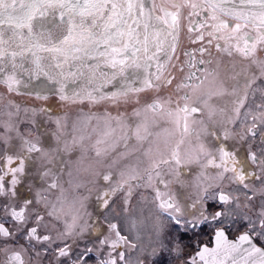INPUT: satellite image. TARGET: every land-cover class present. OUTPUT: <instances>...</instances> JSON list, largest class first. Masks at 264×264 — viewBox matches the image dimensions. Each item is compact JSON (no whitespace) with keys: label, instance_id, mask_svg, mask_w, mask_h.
<instances>
[{"label":"snow or ice","instance_id":"6c2138e0","mask_svg":"<svg viewBox=\"0 0 264 264\" xmlns=\"http://www.w3.org/2000/svg\"><path fill=\"white\" fill-rule=\"evenodd\" d=\"M217 57L229 59L230 75L220 76L212 66ZM186 68L187 74L177 83L174 73L184 74ZM209 77L215 89L199 104L187 92L176 99L162 95L169 88L176 92L188 88L186 80H199L195 90ZM261 81L264 0H0V116L7 109V120L0 119V141L5 146V155L0 156V199L8 201L2 206L0 240L21 234L32 247L36 264H42V254L55 264H89L92 256V264H132L131 253L145 251L144 235L134 218L137 190L145 187L153 192L158 220L163 217L154 231L157 246L165 247L162 224L170 222L184 230L182 239L195 244V253L183 264H264ZM148 93L153 95L142 99ZM14 95L43 103L20 101ZM225 97L229 103L219 106L217 101ZM70 102L115 107L116 115L105 113L107 134L119 129L125 149L139 144L149 160L143 175L120 172L117 179L111 165L96 173L84 185L86 192L80 198L84 212L78 222L54 214L47 195L37 191L34 200H28L18 191L27 160L33 154L48 155L41 142L43 133L31 135L41 118L54 124L55 131L49 134L55 137L58 152H71L73 144L82 143L83 137L66 140L62 118L54 115L55 105ZM129 105L130 113L119 110ZM164 118L180 138L157 159L151 145L162 130L167 131L160 123ZM193 124L201 128L192 148L184 150L185 137L195 131ZM22 125L28 135L21 131ZM201 133L211 135L214 142L202 140ZM11 135L19 141L18 150H13ZM94 147L99 156L102 149ZM188 165L199 171L185 205L159 185L167 189L180 176L181 167ZM57 179L47 190L59 188ZM117 201L119 214L113 207ZM93 202L99 209L89 211ZM5 220L16 230L10 231ZM121 222L131 239L122 234ZM230 231L238 233L235 239L229 238ZM209 235L211 247L193 239ZM91 239L97 241L94 246L79 247L80 241ZM0 251L7 252L5 264H28L23 245ZM156 251L152 249L153 254ZM174 252L182 255L179 243ZM136 264L144 261L138 259Z\"/></svg>","mask_w":264,"mask_h":264},{"label":"flooded vegetation","instance_id":"af4514ba","mask_svg":"<svg viewBox=\"0 0 264 264\" xmlns=\"http://www.w3.org/2000/svg\"><path fill=\"white\" fill-rule=\"evenodd\" d=\"M184 43H187L185 40ZM196 58L199 59V54H196ZM204 59H208V57L205 55ZM219 60L218 65L215 63V60ZM230 65V61L227 57L224 58H214V64L213 67L217 68V72L220 76L230 75L231 72L227 66ZM198 67H202L199 66ZM238 70V69H237ZM192 71H196V69H193ZM188 69H185V73L181 74L179 72L174 73L176 76V82L179 83L180 80L184 79V75L187 74ZM197 75L199 76L200 73L197 72ZM185 83L189 84V87L186 89H182L180 92H176L173 89V93L175 96H182L185 94V92L191 94L193 96V89L197 84H199V80H186ZM260 83H264V81H261ZM215 81L212 77H209L203 85L200 86V89L204 90L205 92H209L211 90L215 89ZM206 98L205 95H200L199 98L193 99V102L195 104H199L200 100ZM258 101V97H257ZM219 106H224L229 103L228 98H223L217 101ZM181 104H183V101H181ZM81 109L77 110H70V112L79 111ZM7 109H4V115L0 116V119L7 120ZM54 115L60 116L62 118L63 123V135L64 138L68 141H71L72 137L80 138L83 137L82 143L73 144L71 152H58L56 150V140L53 135H50V132L55 131L54 124H51L46 126L45 122L42 118L40 123L37 125V129L31 132L32 136H36L37 131H40L43 133L42 136V145L44 149L48 152V155L46 157L38 156L33 154L31 158L27 160L26 165V171L27 174L23 178V182L21 185L18 186V191L21 193L22 197H26L28 200H34L36 192H33L32 189L29 188V192L25 190L24 183L28 180L34 181V183H40L43 182L42 186L44 187L41 194L45 195V193L48 195V204L52 207V210L54 213L57 212L58 209H61L64 207V205H61L62 200L68 201L69 197L68 194H61L60 189L59 192L49 191L47 190L46 186L52 182V180L57 179V182L64 181L68 182L69 180H92L91 176L95 175L96 173H103L108 170V166L111 165V171L116 174L117 179H119V173H129L135 171L136 173H140L143 175L144 169L148 167L149 160L147 157H143L139 160H136V155L143 150H140V145H132L128 149H125L122 142H119V137L122 134L119 129H117L114 133H111L110 135L107 134L109 132V129L105 123V115H99L97 113L89 114L83 112H78L74 114H70L65 111H54ZM197 115V114H194ZM205 121H207V117H204ZM85 123V124H84ZM26 126H21V131L28 135V131L25 128ZM39 127L42 128V130L38 129ZM45 128H47V131H45ZM107 127V128H106ZM192 128L195 130L191 134V136H194L195 139L193 141H190L185 139L184 144L182 145V149L184 150H190L192 146L196 142V131H199L201 128V125L199 124H193ZM2 131V129H0ZM47 133V134H46ZM207 138H212L211 135L201 133L202 140L206 142H214L211 140H207ZM190 137V136H188ZM187 137V138H188ZM11 142L15 143L13 146V150L19 149V141L16 139L15 135L9 137ZM101 141L99 145H96L97 141ZM98 146L102 149L103 152L98 156L95 151V147ZM163 144L161 140H155V142L151 145L153 150V156L155 158H160V155L162 154L163 150ZM4 144L2 141H0V156H4ZM165 147V146H164ZM134 149H138L137 151H134ZM124 153V155H121ZM143 162V163H142ZM63 168V171H62ZM198 166L196 165H188L181 167L180 169V176L176 179H173V182H177L178 185H173L171 187L168 186L167 189L164 188L163 185H159L162 191H168L169 195H174L176 199L181 202L182 204H187L192 197L193 194V181L195 179V176L198 174ZM47 172V175L44 173ZM88 174V178L85 179V174ZM214 175V173H211ZM207 183H211V181H208ZM68 184L66 185V187ZM259 186V185H258ZM32 191V193H31ZM143 191V194L148 195L152 194L153 192L149 188L141 187L137 190V192ZM78 194H76L77 196ZM80 197V195H79ZM76 198V197H75ZM73 197V199H75ZM25 199V198H24ZM8 203L7 199H0V218L4 217V211H3V205H6ZM119 203V201H117ZM256 203H259V200L256 201ZM118 206V207H117ZM90 207H93L94 209H89V211H94L99 209V205L96 206L95 202H93ZM155 207V206H154ZM114 208H116V213L119 214V205H115ZM143 208V209H138ZM156 208V207H155ZM150 207V206H143V207H136L134 212V218L137 221V228L142 230L144 235V240L142 241L145 251L143 253H140L139 251H133L131 253V260L132 264H136V261L143 260L144 264H183L184 260L189 259L196 251L195 244L192 240L188 239L187 237L181 238V233L184 231L183 229L177 228L173 223L168 224H162L163 231L161 233V239L164 242L165 247L159 248L156 243V237L154 235L155 228L158 224H160L162 221H158V224L152 220V217H158L159 210L156 208ZM67 219V217H65ZM6 224V227L9 228L10 231L16 230V225L8 220L4 221ZM113 222H117L113 220ZM29 226H32L29 224ZM121 227L123 228L122 234L123 235H129V238L132 237L127 231V228L124 227V225L121 222ZM130 227V225H129ZM164 230L173 238L176 239V241H172L173 243H179L183 248V253L180 257L176 255L174 252V248H172V242L168 241L167 237H164ZM243 230V226H241L240 231ZM238 233L236 231H230L229 232V238L235 239L236 235ZM192 233L189 232L188 236H191ZM150 237V238H149ZM193 239H198L200 242H202L201 246L204 244H207L209 247L213 246V240L211 236H197ZM94 242H97L95 239L91 240H85L80 241L79 243L88 244L90 243L94 244ZM135 243V240H133ZM259 243V242H258ZM23 245L24 248L27 249L26 252L23 253L26 261H28V264H36V257L35 253L31 246L27 244V242L22 238L21 234H17L14 239H2L0 240V249L5 250H19L20 246ZM94 246V245H93ZM157 248V251L155 254H153L152 249ZM39 251L40 249H36ZM75 251V250H74ZM106 251V250H105ZM30 253L32 254V258L30 257ZM7 258V252L6 251H0V264H5ZM42 264H55V261L51 256L42 254L40 257ZM94 260L95 258L92 257Z\"/></svg>","mask_w":264,"mask_h":264},{"label":"rangeland","instance_id":"374dc122","mask_svg":"<svg viewBox=\"0 0 264 264\" xmlns=\"http://www.w3.org/2000/svg\"><path fill=\"white\" fill-rule=\"evenodd\" d=\"M3 89L0 88V91H2ZM173 89L172 88H169V89H166L164 93H162V95L166 98L167 95L171 94L173 99H176V96L175 94L173 93ZM153 94L152 93H148L146 94L145 96L142 97V99H145V98H150ZM13 99H17V100H20V101H26L28 103H32V104H41L43 103L42 101H38V100H30L28 97L24 96V95H14L12 96ZM77 109H81L79 111H74V112H70V110H77ZM55 110H60V111H65L67 110V112H69L71 115L74 114V113H78V112H83L85 111V113H89L90 115L91 114H94V113H97L99 115H105L106 112L108 113H111L112 115H116V112H117V109L113 106H111L110 104H107V103H102V104H99V105H91L87 102L85 103H67V104H63V105H60V104H57L55 105ZM120 111H127L128 113L131 112L132 110V106L129 105L127 106L126 108L124 106H121V108L119 109ZM42 120V118H41ZM40 120V121H41ZM44 120V119H43ZM45 122V120H44ZM40 123V122H39ZM161 123V126L162 127H165L167 128V131H161V135L159 136V138L157 140H161L162 141V144L165 146H163V150H162V154H167L169 152V150L175 145V143L179 140L180 136H179V133H174V129H173V126L167 122V118H164L163 120L160 121ZM52 124V123H51ZM85 124V123H84ZM46 126L50 125V123H45ZM107 128V127H106ZM38 129L42 130L41 127H39ZM45 131H47V128H45ZM47 134V133H46ZM13 136V135H11ZM10 136V137H11ZM207 140H212V138H207V136L205 137ZM10 139V138H9ZM185 139L189 140V141H193V139H195L194 136H190V137H185ZM12 139H10L11 141ZM12 143V142H11ZM14 142L12 143V145L14 146ZM140 149V148H139ZM145 157L143 155V151L138 153L136 155V160H139L141 158ZM143 163V162H142ZM90 180H83V179H80V180H69L68 182H64V181H60V182H57L58 185H59V188L60 189V193L61 194H68V201L67 199L66 200H62V203L61 205H67L69 203H76L78 200H80V198L85 194L86 192V188L84 187V185ZM43 182H40V183H34V181H26L24 183V188L26 191L29 192V188L32 189L33 192H42L43 190V186H42ZM68 184V186L66 187V185ZM173 185H178L177 182H172L169 187L173 186ZM56 190L54 192H59V190ZM31 191V193H32ZM79 193L80 197L76 196V194ZM45 195H47L45 193ZM48 197V195H47ZM73 197L75 199H73ZM24 198L26 199V197L24 196ZM96 206H98L97 203H95ZM115 205H119V203H116ZM114 205V206H115ZM113 206V207H114ZM143 206H150V207H153L155 208V203H154V200H153V195L152 194H148V195H145L143 194V191H139L137 192V203L135 205V208L136 207H143ZM118 207V206H117ZM62 209V208H61ZM138 209H143V208H138ZM156 210V208H155ZM152 220H154L157 224H158V221H163V217H160V220H158V217H152ZM164 237H167L168 238V241L172 242V241H176V239H173L167 232L166 230H164ZM97 242H94V244L90 243V245L88 244H83V243H79V247L80 248H83L85 246L87 247H92L93 245H95ZM172 248H174V244L172 242ZM38 249V248H37ZM30 257L32 258V254L30 253ZM94 257V256H92ZM92 257L89 258V264H92V261H94L92 259ZM95 258V257H94Z\"/></svg>","mask_w":264,"mask_h":264},{"label":"clouds","instance_id":"9594fccd","mask_svg":"<svg viewBox=\"0 0 264 264\" xmlns=\"http://www.w3.org/2000/svg\"><path fill=\"white\" fill-rule=\"evenodd\" d=\"M208 92H205L204 90L197 88L193 90V99L199 98L200 95L207 96ZM205 116L207 117V113H205ZM88 178V174H85V179ZM126 178V177H125ZM91 179H95V175L91 176ZM84 208H83V202L78 200L76 203H69L65 205L62 209H58L56 215H58L61 219H67L69 221H75L78 222L79 219L83 216Z\"/></svg>","mask_w":264,"mask_h":264},{"label":"trees","instance_id":"16d2710c","mask_svg":"<svg viewBox=\"0 0 264 264\" xmlns=\"http://www.w3.org/2000/svg\"><path fill=\"white\" fill-rule=\"evenodd\" d=\"M77 194H78L77 196L79 197V193H77Z\"/></svg>","mask_w":264,"mask_h":264}]
</instances>
